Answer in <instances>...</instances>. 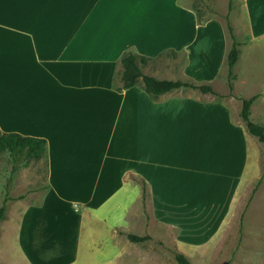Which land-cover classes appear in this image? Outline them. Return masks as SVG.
<instances>
[{
  "label": "crops",
  "instance_id": "obj_1",
  "mask_svg": "<svg viewBox=\"0 0 264 264\" xmlns=\"http://www.w3.org/2000/svg\"><path fill=\"white\" fill-rule=\"evenodd\" d=\"M231 1L229 18L238 15L245 36L235 72L244 41H252L251 15L264 11V0ZM226 12L227 7L200 21L192 0H0V135L46 141L39 162L20 164L26 181L34 175L31 163L43 164L46 180L30 191L20 225L73 203L82 221L130 233L126 227L135 226L130 220L138 197L151 209L148 228L182 227L187 219L198 225L201 215L209 218L205 226L226 224L243 192L244 140L234 142L230 135L216 142L221 150L202 170L212 176V204L190 206L192 195L184 192L177 173L182 164L170 147L181 146L179 131L201 129L202 110L217 108L209 102L202 106L195 89L153 96L141 81L123 88L120 80L124 54L163 66L162 56L175 52L184 62L171 80L213 86L226 74L231 45L221 17ZM169 131L175 132L171 141Z\"/></svg>",
  "mask_w": 264,
  "mask_h": 264
},
{
  "label": "rangeland",
  "instance_id": "obj_2",
  "mask_svg": "<svg viewBox=\"0 0 264 264\" xmlns=\"http://www.w3.org/2000/svg\"><path fill=\"white\" fill-rule=\"evenodd\" d=\"M193 3L202 12L201 21L214 15L207 8L223 13L227 7V0H192ZM229 21L237 40L243 45L245 36L238 15L231 16ZM250 26L252 30L248 38L252 41H244L247 48L242 50L235 71L237 79L233 93H228L225 71L213 86L210 84L217 94L198 91L202 94L201 105L209 102L217 110L211 113L202 110L201 129L179 131L181 146L170 147L176 152L178 163L182 164L177 173L184 192L192 195L190 206L205 209L212 204L209 198L213 192L211 188L209 191L212 176L209 171L202 170H208L212 153L221 150L216 142L229 139L230 135L234 142L244 140L247 148L243 149H248V160L244 161L246 170L242 171L240 190L246 192L235 198L232 217L223 227L205 226L209 218L201 215L198 225L192 224L197 219H187L182 227L148 228L147 214H151V209L148 205L145 209L141 197L137 200L136 216L130 220L135 226L126 227L135 235H150V240L140 243L130 242L126 237L129 233L125 231H111L107 223L82 221L80 214L74 211L79 208L73 203L63 208L59 205L56 211H44L43 218L28 221L26 226L20 225L22 206L32 197L30 191L46 184L45 166L31 163L34 175L26 181L24 171L20 172L22 166H16L12 172L10 157L3 152L0 153V206L5 197L8 200L5 219L0 222V264H180L175 258L176 253L182 254L189 264H264V148L247 132L240 118L241 101L238 98L258 95L251 106V120L264 125V11L258 10L251 15ZM162 57L163 66L160 61L146 62L143 73L164 75L167 80L176 79L173 77L180 74L179 65L184 58L175 52ZM174 134L168 132L170 141ZM192 179L195 186L191 185ZM246 183L247 189L244 187ZM20 196L25 198L20 199ZM51 199L55 201L56 198ZM189 214L194 218L193 210Z\"/></svg>",
  "mask_w": 264,
  "mask_h": 264
},
{
  "label": "trees",
  "instance_id": "obj_3",
  "mask_svg": "<svg viewBox=\"0 0 264 264\" xmlns=\"http://www.w3.org/2000/svg\"><path fill=\"white\" fill-rule=\"evenodd\" d=\"M192 7L197 12L198 20L201 21V10L193 3ZM233 10V3L229 0L227 12L221 15L231 40V45L226 56V84L228 93L231 95L235 89L236 74L234 67L239 58L240 46L242 43L237 40L233 27L229 21V15ZM212 14H218L211 10ZM147 58L133 53H126L120 60L121 66V85L123 88L133 87L138 81H141L146 92L153 96L171 92L174 90L189 88L200 91L203 94H217L209 83H194L188 80H167L143 74L142 68L146 64ZM258 95L249 98L238 97L241 101L240 118L247 132L255 137L264 148V125L251 120V106ZM46 141L41 138L22 136L18 133H4L0 135V153H8L13 172L16 166L31 160H40L44 155ZM260 182V181H259ZM258 182V184H259ZM143 196L145 194L143 193ZM24 197V196H23ZM20 196V199L23 198ZM7 198L3 199L0 206V222L5 219ZM127 239L132 243H140L150 240L148 235L126 234ZM175 258L180 264H189L188 260L180 253L175 254Z\"/></svg>",
  "mask_w": 264,
  "mask_h": 264
}]
</instances>
